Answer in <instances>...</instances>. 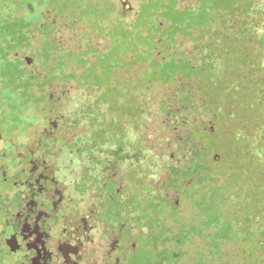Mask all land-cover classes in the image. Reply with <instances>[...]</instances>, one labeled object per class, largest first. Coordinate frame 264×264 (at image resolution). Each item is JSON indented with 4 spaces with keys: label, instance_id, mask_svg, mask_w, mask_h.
I'll return each instance as SVG.
<instances>
[{
    "label": "rangeland",
    "instance_id": "374dc122",
    "mask_svg": "<svg viewBox=\"0 0 264 264\" xmlns=\"http://www.w3.org/2000/svg\"><path fill=\"white\" fill-rule=\"evenodd\" d=\"M113 1L118 5L119 15L124 23L117 22V18L102 25L97 10L103 6H96L85 0L81 6L74 3V8L65 7L58 0L56 6H47L49 15L45 19L39 15L41 6L38 2L34 3L35 10L28 12L25 10L26 0H0V99L2 93L10 92L12 89L19 90L13 92L14 95L6 103L0 101V110H2L0 126L7 123L29 124V121L35 118L34 113L39 112L43 105H46L44 113L54 108L51 115L58 114L60 101L55 97L50 98L52 90L49 89V85L54 81L52 89L56 90L58 95L70 91L68 101H77L81 96L82 88H96L100 82L99 77L103 76L107 89L97 95L99 101H103L108 91H113L118 97L117 89L121 92L122 101L128 92H137L140 98L149 101L148 114L141 117L138 135L145 140L142 146L151 148L155 155L162 158L160 162L155 163L153 185L158 188L164 184L165 188L181 191L186 195L185 188L178 184V181L184 178L185 170L184 168L178 170V163H172V160L179 162L181 159L177 154V147L185 143L189 145L191 138L206 143L209 141L200 131L208 129L214 131L220 124L219 118L215 120L213 114L224 118V115L222 113L220 115V111L215 108L224 103L223 94L225 97L227 88H238V86L255 88L254 83L237 82L235 78L237 68L233 60H239L241 55L234 53L236 49L232 52L228 51L230 42L227 41L226 33L219 31L220 44L216 55L218 60L223 61V68L214 71L197 61L200 47L196 45L213 34L210 32L211 28H222L221 10L227 3L234 1L241 3L242 0ZM90 15H97V19ZM202 17L204 19L202 23L196 21ZM26 20L45 23L44 30L38 31L36 27L26 26ZM122 27L128 32L123 31ZM36 32V38L29 41L30 44L36 41L35 45L27 46L28 42L22 41L21 37L30 33L36 35ZM27 47H30L31 52L35 54L39 74L32 79H22L17 83L15 77L22 75L19 71L20 61L17 59L8 61L9 56ZM31 52L23 54H31ZM11 85L14 88H10ZM28 86L35 87L33 92L44 89L46 98H35L27 89ZM26 94L29 95L25 97ZM252 94L253 90H250L249 98L244 100V104L253 108L254 105L257 107L258 102L254 100ZM124 102L127 105V100ZM203 108L208 112L209 118ZM63 110L65 111L64 108ZM136 113L140 115V112L136 111ZM65 121L66 118L63 117L56 119L55 122L57 125H63ZM81 132V128L72 130L75 134ZM199 153L202 169L207 166L208 170L214 171L216 167L212 162L218 163L216 166L219 164L223 166L219 157L213 155L210 160L208 151L201 150ZM240 159L242 163L241 156L232 152L225 157L229 163ZM130 174L131 170L126 175L129 179ZM206 174L201 172L200 178L206 179ZM234 174L235 170L222 173L224 176ZM247 175L248 173H246L248 180ZM236 176H233L234 180L231 182L234 183L231 185L240 188L242 182L237 183ZM158 191V194L155 193V201L159 206L166 207L161 190ZM182 193L180 199L184 201L185 196H182ZM169 198L174 202L180 201L178 194L173 191L170 192ZM208 201L215 207L219 204V200ZM150 202L151 199L145 201V205H150ZM261 202L264 205V199H261ZM204 205L209 207L208 202ZM182 207L186 208L185 203ZM244 209L248 207L245 206ZM172 217H175V214H172ZM240 220V223L245 224L247 217L244 215V219ZM260 237L264 238L262 234L255 235V238L262 240ZM136 240L137 244L147 246L142 250L143 255H147V258L154 256L156 252L151 242L145 237ZM238 242L236 243L238 247L233 249L234 257L230 258L232 262L264 264V240L261 243L254 240L252 242L248 240L245 244L240 243L239 240ZM203 245L201 243L199 246L204 250L206 246ZM241 250L246 253L244 256L240 255ZM139 253V251L133 253V256L136 258ZM155 256L160 257L159 264H165L164 261L169 259L168 253L165 254L164 251L158 250Z\"/></svg>",
    "mask_w": 264,
    "mask_h": 264
},
{
    "label": "trees",
    "instance_id": "16d2710c",
    "mask_svg": "<svg viewBox=\"0 0 264 264\" xmlns=\"http://www.w3.org/2000/svg\"><path fill=\"white\" fill-rule=\"evenodd\" d=\"M57 1L26 0L25 10L34 11V3L38 2L41 6L39 15L45 19L49 15L47 9L56 6ZM59 1L65 7L72 8L74 3L81 6L87 1L96 6H103L97 10L102 25L117 18V22L124 23L119 15V7L113 0ZM90 17L97 19V15ZM220 18L222 28H211L210 32L213 34L196 45L200 47L197 61L214 71L223 68V61L218 60L216 55L220 44L219 31L226 33L227 41L230 42L228 51L236 49L234 53L241 55L239 60H233L237 68V82L254 83L255 88H227L225 97L223 94L224 103L215 108L224 118L213 114L215 120L219 118L220 124L214 131H200L209 141L206 143L191 138L190 147L186 143L177 147V154L181 159L179 162L172 160V163H178V170H185L184 178L179 180L178 184L185 188L186 195L181 191L165 188L163 183V186L158 188L153 185L155 163L160 162L162 158L155 155L151 148L142 146L145 140L138 135L141 117L147 115L149 110V101L146 98H140L137 92H128L122 101L121 92L117 89L118 97L113 91H108L103 101H99L97 95L107 89L106 80L101 76L96 88H82L80 98H77V101H68L64 107L65 124L71 129H82L79 146L67 149L68 159L75 157L80 160L79 170L84 177L82 189L94 195L96 204L105 213L107 225L118 229L121 223H127L128 227L132 225L136 230L141 229L142 237L152 244L155 238L156 255L158 250L167 254L170 241H173V245L175 240L180 239L194 256L192 264H236V261L232 262L230 258L234 257L233 249L238 247V240L242 244L248 240L257 243L264 240L261 237L262 240L255 238V235L264 236V207L261 202V199H264V0L227 3L221 10ZM196 21L202 23L204 19L202 17ZM25 25L43 31L45 23L26 20ZM122 30L128 32L125 27H122ZM35 34H23L21 39L28 42L27 46H34L36 41L32 44L29 41L36 38L37 32ZM30 47L19 51L31 52ZM250 90H253V98L258 102L257 107L254 105L252 108L251 105L244 104V100L249 98ZM124 100H127V105ZM203 110L209 118L208 112L204 108ZM136 111L140 112V115ZM201 150L209 152L210 160L213 155L219 157L223 166H216L218 163L211 161L216 167L214 171L208 170L207 166L202 169L199 161ZM231 152L238 153L243 159L242 163L241 159L227 162L225 157ZM130 170L131 178L125 181L123 177ZM228 170H235L233 176L237 175V183L242 182L240 188L231 185L234 183L231 182L234 180L233 176L222 175ZM201 172L207 173L206 179L200 178ZM158 190H161L166 207L159 206L155 201V193L158 194ZM172 191L178 194L179 199L181 193L186 198L184 197V201L180 199L174 202L169 198ZM150 199L151 204L145 205V201ZM205 199L219 200V204L212 206V203ZM206 202L209 207L204 205ZM184 203L185 209L182 207ZM153 206L155 237L152 230ZM245 206L248 209H244ZM172 214H175V217H172ZM244 215L248 220L245 224L240 223ZM123 217L126 219L125 223L122 221ZM197 241L206 246L204 250ZM245 254L240 251V255ZM157 257L155 256V264H159L161 260ZM240 264H243V261ZM245 264L248 263L245 261Z\"/></svg>",
    "mask_w": 264,
    "mask_h": 264
},
{
    "label": "flooded vegetation",
    "instance_id": "af4514ba",
    "mask_svg": "<svg viewBox=\"0 0 264 264\" xmlns=\"http://www.w3.org/2000/svg\"><path fill=\"white\" fill-rule=\"evenodd\" d=\"M13 59L20 61L17 83L38 76L34 54L19 51L8 61ZM54 83L49 85L50 98L60 101L58 114L51 115L54 108L44 113L43 105L29 124L0 126V264H155V254L147 258L142 254L147 246L136 243L142 230L127 223L109 227L94 195L82 189L80 160L68 159L67 150L79 146L81 133L55 122L64 117L70 91L58 95ZM34 88L27 87L35 98L45 97L44 89L35 93ZM15 91L2 93L0 101L6 103ZM170 242L165 264H192L194 256L186 244L180 239Z\"/></svg>",
    "mask_w": 264,
    "mask_h": 264
}]
</instances>
